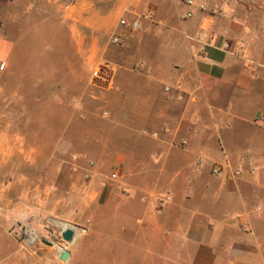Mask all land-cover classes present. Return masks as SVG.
Here are the masks:
<instances>
[{"label":"crops","instance_id":"obj_1","mask_svg":"<svg viewBox=\"0 0 264 264\" xmlns=\"http://www.w3.org/2000/svg\"><path fill=\"white\" fill-rule=\"evenodd\" d=\"M191 1L187 5L185 0H118L102 13L85 0L63 10L52 9L46 0H0V63H4L0 86L2 74L10 67L14 70L13 116H7L9 106L0 107V127L11 119L13 127L19 128L27 112H37L40 120L46 121L45 114L52 111L53 104L73 106L79 88L85 85L84 71L92 72L96 65L94 57L87 62L77 58L62 79L38 68L47 66L45 61L31 58L23 63L24 48L54 47V16L60 17L55 38L75 53L83 48L85 40H90L95 49L102 35L119 31L120 16L139 20L145 31L153 29L150 21L155 22V28L169 33L168 41L173 40L172 46L182 51L181 61L173 69L176 73L184 69L180 77L188 86L183 102L162 94L163 101L154 110L151 97L155 88L178 82L163 72L162 61H143L150 70L138 89L144 98L139 106L131 100L133 122L126 129L133 135L137 126L145 125L143 130L158 132L157 138H151L155 151L149 154L146 167L148 172L156 168V179L150 188L143 181L144 186L135 187V191L154 195L150 200H140L146 203L148 222L157 224L165 240L179 242L173 256L185 264H217L224 233L249 223L255 213L245 202L244 186H261L260 174L242 172L233 177L231 172L241 168L244 161L255 167L264 165V120H260L264 116V0ZM148 13L152 17L148 18ZM10 27L16 33L13 36ZM86 34L91 38L86 39ZM223 44L229 49L224 50ZM24 67L37 72L23 75ZM55 85H60L59 93L51 91ZM74 87L76 92L72 94L69 91ZM1 93L6 95L8 89L0 88ZM146 117L148 123L144 122ZM12 137L19 141L20 133ZM182 140L187 142L184 147L179 146ZM14 144L10 148V137L0 135V170L6 161L20 157ZM200 158L204 164L198 167ZM212 164H222L228 173L212 176ZM141 171L145 173L144 167ZM119 188L127 189L128 194L123 195ZM113 192L127 197L130 188L118 177Z\"/></svg>","mask_w":264,"mask_h":264},{"label":"rangeland","instance_id":"obj_2","mask_svg":"<svg viewBox=\"0 0 264 264\" xmlns=\"http://www.w3.org/2000/svg\"><path fill=\"white\" fill-rule=\"evenodd\" d=\"M77 1L46 0L56 10L71 8ZM117 1L85 0L102 13L112 9ZM121 19L134 20L118 17L119 31L102 35L95 49L90 40H85L83 48L75 53L70 47L61 46L59 37L55 38L54 34L58 35L55 24L60 17L54 16V47L22 50L23 63L31 58L45 61L47 66L38 68L56 78L63 79L69 74L77 58L87 62L94 57L96 65L92 72L84 71L85 85L79 88L73 106L53 104L52 111L45 114L46 121H41L37 112H27L19 128L13 127L11 119L1 124L0 135L10 137V148L16 143L20 157L6 161L0 170V264H185L172 255L179 242L165 240L157 224L146 219L147 206L140 199L150 200L154 195L135 191V187L144 186L143 181L150 188L156 179L153 176L156 168L149 172L146 168L149 154L155 151L153 141L142 134L145 125L137 126L133 135L126 129L133 122L129 111L131 100L139 106L144 98L138 89L150 70L143 61H162L163 72L185 89L188 83L180 77L184 69L177 73L173 69L181 61L182 51L172 46L173 40L168 41L169 33L155 28V22L150 21L153 29L145 31L144 22L141 27L135 19L140 28L131 32L119 25ZM12 31L10 27L9 34L13 36ZM87 38L91 34H86ZM98 69L110 74L111 84L99 83L94 78ZM32 71L24 67L21 73L28 75ZM13 73L12 67L5 71L0 86L8 89L6 95L0 94V107L9 106L7 116H13ZM59 86L55 85L51 91L59 93ZM155 89L151 97L154 110L163 101L161 95L166 96L162 86ZM75 90L76 87L69 92L73 94ZM147 121L148 118L144 119ZM16 133H20L19 141H13ZM244 163L231 174L233 177L241 176L242 172L260 174L259 189L243 188L245 202L255 213L239 231L224 233L217 264H264V165L255 167L246 162L245 168ZM223 167L222 174L228 173V168ZM111 173H117L120 181L130 188L127 197L113 192ZM23 189L26 191L22 192ZM58 222L74 232L72 242L62 240ZM54 244L69 252L66 261L59 259Z\"/></svg>","mask_w":264,"mask_h":264},{"label":"built area","instance_id":"obj_3","mask_svg":"<svg viewBox=\"0 0 264 264\" xmlns=\"http://www.w3.org/2000/svg\"><path fill=\"white\" fill-rule=\"evenodd\" d=\"M185 3L187 5H190L192 4V1L191 0H185ZM202 9V8H201ZM153 14L151 13H148L146 16L148 18L152 17ZM191 14L188 13L187 14V17H190ZM119 25L122 26V27H126L127 29H129V31L131 32H135L137 30H139L140 28V23L139 21L137 20H132V21H128V20H124V19H121L119 21ZM114 43H117L118 42V39L117 38H114L113 40ZM222 48L224 50H228L229 49V45L227 44H223L222 45ZM237 49H235L234 51H236ZM239 52V50H237ZM245 62H244V67L246 69L250 68V65L248 64V62L246 61V59L244 58ZM4 68V63L1 62L0 63V71L3 70ZM95 79L99 82V83H107V84H111V81H112V77L110 76V74H108L107 72H105V70L103 69H98L97 72L95 73L94 75ZM163 93L168 96V97H171L174 101L176 102H183L184 101V95H185V90H184V87L181 83H176L174 85H165L163 87ZM260 120H264V116H261L260 117ZM163 132H167L166 129L163 130ZM142 134L144 136H149L151 138H157L158 137V132L156 131H148V130H143L142 131ZM187 145V142L185 140H182L180 143H179V146L180 147H184ZM204 164V160L202 158H200L198 161H197V166L200 167ZM224 171V167L220 164H212L211 166V174L212 176L214 177H218L220 176ZM109 180L113 183H115L117 180H118V174L117 173H111L110 176H109ZM119 190L127 195L128 194V190L125 189V188H119Z\"/></svg>","mask_w":264,"mask_h":264},{"label":"water","instance_id":"obj_4","mask_svg":"<svg viewBox=\"0 0 264 264\" xmlns=\"http://www.w3.org/2000/svg\"><path fill=\"white\" fill-rule=\"evenodd\" d=\"M74 237V232L71 229H65L61 232V238L65 242H72ZM69 257V252L62 250L59 254V259L61 261H66Z\"/></svg>","mask_w":264,"mask_h":264},{"label":"bare ground","instance_id":"obj_5","mask_svg":"<svg viewBox=\"0 0 264 264\" xmlns=\"http://www.w3.org/2000/svg\"><path fill=\"white\" fill-rule=\"evenodd\" d=\"M58 225L61 227L62 231L65 229H70L66 224L58 222ZM31 240H34V236H32ZM54 249L56 251L57 256L59 257L60 252L62 251V249L58 246L54 244Z\"/></svg>","mask_w":264,"mask_h":264}]
</instances>
